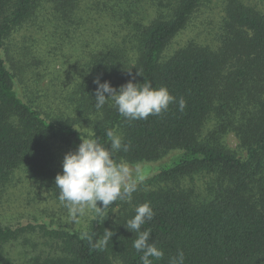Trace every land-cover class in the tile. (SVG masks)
Instances as JSON below:
<instances>
[{
  "label": "trees",
  "instance_id": "16d2710c",
  "mask_svg": "<svg viewBox=\"0 0 264 264\" xmlns=\"http://www.w3.org/2000/svg\"><path fill=\"white\" fill-rule=\"evenodd\" d=\"M47 1L65 23L81 26L84 0H0V48ZM165 1L170 6L165 15L148 25L135 23L129 42L107 44L75 72L68 116L47 111L37 100L26 102L18 91L21 71H10L0 56L1 185L23 169L58 199L55 177L63 169L54 147L74 152L85 138L110 147V129L130 145L116 154L118 162H157L179 152L152 179L158 188L136 191L130 202L118 199L96 212L84 234L49 232L58 241L56 252L31 264H142V253L133 247L137 233L126 224L146 202L154 217L141 231L150 230V242L164 253L150 257L152 264H170L178 250L184 252V264H264V14L233 0L227 34L217 49L192 43L170 54L206 0ZM97 78L117 89L130 79L151 82L166 87L175 102L158 116L125 119L112 101L96 109ZM230 133L241 142L244 158L226 145ZM196 176L206 177L205 193L183 186ZM97 206L103 208L102 202ZM105 229L112 232L107 243ZM18 233L0 226V264H13L6 246Z\"/></svg>",
  "mask_w": 264,
  "mask_h": 264
},
{
  "label": "rangeland",
  "instance_id": "374dc122",
  "mask_svg": "<svg viewBox=\"0 0 264 264\" xmlns=\"http://www.w3.org/2000/svg\"><path fill=\"white\" fill-rule=\"evenodd\" d=\"M232 1H204L187 28L174 40L170 54L192 43L217 49L227 34L226 21ZM236 1L264 14V0ZM169 9L165 0H117L114 3L110 0H84L81 5L83 22L78 26L65 23L62 12L55 9L53 2L47 1L36 14L38 16L0 48V56L10 71H21L18 91L26 102L37 100L48 108L47 111L56 114L62 111L68 116L75 72L83 70L92 56L103 52L107 44L129 42L135 23L151 24ZM225 143L239 157H245L241 142L234 133L226 136ZM54 151L58 165L63 169V158L71 150L56 145ZM178 154L173 151L157 162L130 165L137 182L136 191L158 188L152 179ZM205 178L187 179L183 186L199 194L205 193L208 185ZM118 211H115L116 215ZM95 215V210L86 209L84 215L73 219L67 208L23 169L15 172L10 183L0 184V226L19 231L17 239L6 246L13 264H31L36 257L53 254L58 241L50 238L49 232L84 234Z\"/></svg>",
  "mask_w": 264,
  "mask_h": 264
},
{
  "label": "clouds",
  "instance_id": "9594fccd",
  "mask_svg": "<svg viewBox=\"0 0 264 264\" xmlns=\"http://www.w3.org/2000/svg\"><path fill=\"white\" fill-rule=\"evenodd\" d=\"M94 83L97 85L96 109H102L112 101L119 114L129 120L158 116L175 102V97L166 87H153L151 82L138 84L130 79L119 89L111 86L109 81L101 83L100 78ZM185 107L186 101L181 97L179 110L183 111ZM107 137L110 147H105L96 139H83L74 152L65 154L63 172L55 177V185L60 190L58 199L73 219L84 215L86 209L99 213L118 199L130 202L132 193L137 190L136 178L129 163L118 162L115 158L121 149L129 151L130 145L124 144L121 135L111 129L107 131ZM98 202H102L103 208L97 206ZM153 217L150 203L146 202L136 207L134 217L126 224L127 230L137 233L133 247L142 253V264H152L150 257L160 259L164 255L154 242H150L151 231H141V226ZM111 237L112 232L105 229L103 243ZM184 261V252L178 250L177 255L170 259V264H184Z\"/></svg>",
  "mask_w": 264,
  "mask_h": 264
}]
</instances>
